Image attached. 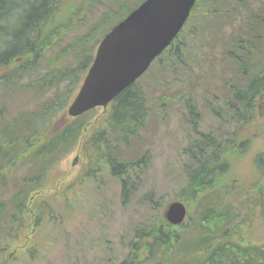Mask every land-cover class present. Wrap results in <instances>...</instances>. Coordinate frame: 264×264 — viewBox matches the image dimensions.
<instances>
[{"label": "rangeland", "instance_id": "1", "mask_svg": "<svg viewBox=\"0 0 264 264\" xmlns=\"http://www.w3.org/2000/svg\"><path fill=\"white\" fill-rule=\"evenodd\" d=\"M63 1L59 0L57 17L60 19H63V14L68 15V11L72 10L70 2L64 1L62 4ZM119 1L121 0H94L89 11L81 12L76 18L70 17L74 28L72 27L57 45L41 53L39 61L28 68L26 82L33 83L37 75L42 76L55 68L75 66L76 51L67 50L66 44L87 31L93 21L103 15L104 10H113ZM251 1L252 12L263 14L264 0ZM74 2L79 6L83 1ZM28 3L32 5L33 1ZM218 8L222 10L219 17L223 19L220 30H213L210 24L207 25L206 22L212 21V15L203 13L201 9L192 24L184 30L181 40L174 44L172 51L167 50L138 81L137 87L151 99L152 112L141 130L140 139L134 140L124 148L130 160L146 157L139 167L140 171H134L128 182L130 194L126 201L122 200L120 180L107 170L98 172L97 177L87 176L90 169L89 157L84 155L81 148H77L53 167V184L32 190V187H36L35 182H30L31 178L27 180L30 183L25 187L32 190L29 194H35L37 197L32 200L28 196L22 207L32 208L33 205L39 206L42 203L44 208L38 211L41 221L33 231L31 228L35 227L34 214H27L25 210L22 213L14 207L17 202L12 203L13 194L17 190L14 189L15 184L21 185L25 177L34 174L25 160L17 169L11 171V175L6 179L5 189L0 188V202L7 203V224L4 226H8L7 229H2L0 234V248L5 249L0 251V264H120L129 251L127 245L134 236V230L144 223L157 220L163 215L170 201L183 198V189L187 184L185 166L188 162L184 149L188 145V136L194 134L189 122L191 116L186 107V99L192 98L201 113L198 125L201 131H215L218 120L204 104L211 108L224 106L226 92L222 88V81L219 83L221 90L216 89L218 79H243L242 73L237 72L238 66L231 65L226 53L239 54L233 40L243 35L241 40L247 41L249 38L244 31H249L248 23L254 21V18L249 19V11L242 6L236 5L233 9V6L223 5L220 1ZM230 10L235 18L233 24L225 26V11ZM203 16L206 21H203L204 25L201 26ZM17 20L18 16L13 14L6 22L11 26V23L14 25ZM251 33L262 36L264 41V31L254 29ZM186 42L187 48L182 55V61L175 60L173 66L166 59H173V52ZM67 52L70 53L60 60ZM258 52L264 53V44L258 47ZM260 57L264 58V55ZM162 65L164 69L160 70ZM86 71L87 69L85 73ZM85 73H81L80 77ZM41 76V83L48 85L49 78ZM56 89L57 87L47 89L42 100L52 99ZM60 89L64 90V84ZM17 94L14 89L6 91V107L3 113L6 120L12 121L23 116L25 110L38 112L41 100L37 104L36 100H31L30 93L22 91L18 96ZM163 96L167 99L161 98ZM3 107L4 104L1 103L0 108ZM109 109L110 107L107 111L98 107L86 113V121L93 122L107 116ZM49 118L39 120L38 127L41 130L45 129ZM227 130L231 131L230 128ZM87 133L88 130L86 137ZM239 135L241 138L249 136L252 139L248 141V147L240 151V156L232 163L230 159L227 162L229 171L222 181L223 191L214 190V193L205 194L197 200L186 197L190 205L189 216L184 225L175 228V232L182 237L174 243V249L187 248L193 253V250H200L199 245L203 238L198 232V223L207 207L236 217L221 230V234L226 231L228 239H219L218 245H215L216 239L211 240V251L219 244L227 248V243L224 242L231 239L245 248L264 244V214L261 216V213H264V192L255 196L251 188L254 183L256 189H264V175L258 177L260 172L258 173L254 163L256 155L264 154V104L249 128L243 130L242 134L239 132ZM263 164L264 160L258 163L260 166ZM11 215H16V221L12 224ZM10 227L12 232L9 235L7 231ZM235 230L239 231L240 236L236 237L239 240L232 236ZM25 249L29 251L24 252ZM238 256L244 258L243 261L240 260L242 264H248V257ZM226 260L231 261L230 258ZM143 264L158 263L146 261Z\"/></svg>", "mask_w": 264, "mask_h": 264}, {"label": "trees", "instance_id": "2", "mask_svg": "<svg viewBox=\"0 0 264 264\" xmlns=\"http://www.w3.org/2000/svg\"><path fill=\"white\" fill-rule=\"evenodd\" d=\"M32 1L31 5L28 3L30 0H0V66L10 67L0 77V91L4 107L6 91L10 89L25 90L31 94L37 104L41 100L38 112H25L23 116L14 119L15 121L9 126L4 123L0 125V186L5 189L7 177L4 174L12 173L11 171L27 160L26 165L34 174L25 177L21 185L15 184L14 189L17 190L13 194L12 203L17 202L14 207L20 209L22 213L24 210L30 215L31 210L38 213L44 209L42 203L32 208H23L24 200L28 196L37 197L35 194H29L32 190L43 189L44 186L53 184L54 165L70 152L81 148L90 160L87 176L97 177L98 172L107 170L113 177L120 180L121 196L125 202L130 194L128 182L134 171L137 169L140 171L139 167L146 157L130 160L124 148L134 140L140 139L141 130L152 112L151 99L141 88L137 87L138 83L121 91L112 102L107 116L98 118L92 123L86 121V114H84L51 135L47 132V127L41 130L38 126L39 120L44 117H50L46 124L50 125L59 112L65 109L79 86L80 74L90 66L95 49L104 33L144 0H121L113 10H108L109 8L104 10L103 15L93 21L87 31L80 33L73 41L66 44L67 50L76 51L75 66L55 68L42 76L37 75L33 83H28L26 82L28 68L33 67L39 61L42 52L57 45L70 31L73 27L70 17H78L81 12L89 11L94 4V0H82L83 2L77 6L75 0H64L70 2L72 10L68 11V15L63 14V19H60L57 17L59 0ZM220 1L223 5L233 6V9L236 5L244 7L249 11V19L254 18V21H249L250 30L244 31L249 38L247 41L241 40L243 35L233 40L239 54L226 53V58L230 60L231 65L238 66L237 72L242 73L243 79H218L223 82L222 88L226 92L224 106L211 108L208 104H204L211 111L212 116L218 120L215 131H201L198 127L201 113L192 98L186 99V107L191 116L189 122L194 132L193 135H195L188 136V145L184 149V155L188 156L189 161L185 166L189 182L184 192L191 200L222 189V181L229 171L225 156L222 154L228 150L234 152L242 150V144H238L240 129L255 116L257 102L264 100L262 96L264 94V66H261L264 65V58L260 57L262 53L258 55V47L254 44L255 35L251 33L254 29H264V13L252 12L251 0H197L185 27L167 50L172 51L174 44L181 40L184 30L192 24V20L201 9L203 13L212 15V21L206 22L207 25L210 24L213 30H220L223 24L221 22L223 19L219 17V13L222 12L218 8ZM225 12V26L233 24L234 14L231 10ZM13 14L18 16V20L10 26L7 22ZM4 17L6 19H2ZM54 19L55 24H53ZM203 21H206L205 16H203L201 26L204 25ZM186 48L187 42L173 52L174 60H166L175 66L174 61H182ZM70 52L64 53L60 60ZM163 69L164 65L160 70ZM40 76L48 77L49 84L41 83ZM63 84L64 90H61L60 86ZM50 87H57L52 99L42 100L45 91ZM4 109L0 113H4ZM86 125H89L87 137L84 129ZM229 128L231 131L227 130ZM47 176L49 179L46 180ZM29 179L36 185L31 188L32 190L25 187L30 183L27 182ZM6 205L7 203L0 202V234L2 229L8 228L4 226L7 224ZM15 216L11 215V224L16 221ZM234 220L235 216L228 215L227 212H219L216 208L207 207L198 223V232L203 238L199 245L201 247L200 250H193L195 251L193 253L187 248L174 249V243H177L181 236L160 215L157 220L144 223L134 230V236L127 245L129 252L120 264H143L146 261H154L158 264H242L240 260L243 261L244 258L238 255L248 257L249 260L246 261L248 264H264V244L245 248L231 239V241L224 242L227 243L229 250L223 247V244H219L215 250L211 251L212 246H209L211 240L216 239L215 245H218L219 239H228L226 231L221 234V230L223 227L226 228L229 221ZM37 221H41L39 213ZM11 232L10 227L7 234L10 235ZM0 251H5V249L0 248ZM228 257L231 261L226 260L229 259Z\"/></svg>", "mask_w": 264, "mask_h": 264}, {"label": "water", "instance_id": "3", "mask_svg": "<svg viewBox=\"0 0 264 264\" xmlns=\"http://www.w3.org/2000/svg\"><path fill=\"white\" fill-rule=\"evenodd\" d=\"M196 0H145L101 40L92 66L68 109L78 116L96 106L106 107L132 84L173 41ZM186 216L182 202H173L166 218L173 224Z\"/></svg>", "mask_w": 264, "mask_h": 264}, {"label": "flooded vegetation", "instance_id": "4", "mask_svg": "<svg viewBox=\"0 0 264 264\" xmlns=\"http://www.w3.org/2000/svg\"><path fill=\"white\" fill-rule=\"evenodd\" d=\"M262 96H264V94H263ZM261 101L263 102V100H260V102H261ZM259 106H261V104H259ZM263 168H264V164H263Z\"/></svg>", "mask_w": 264, "mask_h": 264}]
</instances>
